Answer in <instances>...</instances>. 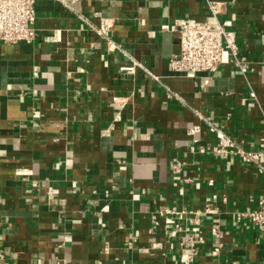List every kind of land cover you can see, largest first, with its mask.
Instances as JSON below:
<instances>
[{
	"label": "crops",
	"instance_id": "crops-1",
	"mask_svg": "<svg viewBox=\"0 0 264 264\" xmlns=\"http://www.w3.org/2000/svg\"><path fill=\"white\" fill-rule=\"evenodd\" d=\"M209 1L36 0V40L0 41V264H182L195 225L192 264H264V229L244 214L264 175L190 147L217 141L200 113L264 149V0H219L245 71L176 73L173 26L209 17ZM101 17L117 46L92 28ZM207 204L218 211L198 214Z\"/></svg>",
	"mask_w": 264,
	"mask_h": 264
},
{
	"label": "built area",
	"instance_id": "built-area-1",
	"mask_svg": "<svg viewBox=\"0 0 264 264\" xmlns=\"http://www.w3.org/2000/svg\"><path fill=\"white\" fill-rule=\"evenodd\" d=\"M36 0H0V41L4 43H33L38 30L35 27L36 20ZM67 3L66 0H61ZM224 3L219 0L208 2L210 15L205 19L192 17H181L176 20L174 28L180 33L179 50L170 57L171 69L180 74L197 76L203 72L216 71L221 65L234 61L240 66L242 71L246 70L244 65H240L237 59H232L231 55L237 54V43L235 31L228 28L231 24L228 20H221L220 14L223 11ZM114 21L112 18L101 17L99 25L91 23L102 38L110 45L117 46L111 36V29ZM128 67L127 69H133ZM150 75L161 81V77L148 71ZM169 97L178 94L170 87L166 86ZM200 117L208 125L209 129L215 134L217 141L214 144L196 145L195 141L190 144L192 152L215 154H236L240 159L248 164H253L260 173L264 175V149H250L241 143L237 137L217 125L212 119L200 114ZM202 129L200 124L194 125L190 133L195 135ZM186 160H175L172 164V170L175 173L182 171ZM225 199V198H224ZM218 209L213 205H206L205 208L198 210V214L216 213ZM183 213V211H182ZM181 214V213H180ZM248 215L258 229H264V197L259 199L256 208L244 213ZM169 222L177 223L175 219L168 218ZM212 231L219 233L217 227L213 226ZM204 241L203 230L199 225L192 227L190 233L186 235L185 247H191L193 253L182 255V264H192L193 255L196 253V245ZM156 247L161 242H155ZM220 246L215 247L214 254H217Z\"/></svg>",
	"mask_w": 264,
	"mask_h": 264
}]
</instances>
